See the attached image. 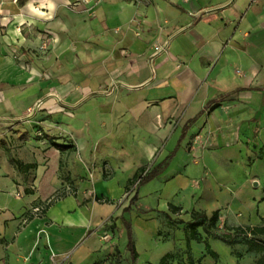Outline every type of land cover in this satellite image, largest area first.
<instances>
[{"label": "crops", "instance_id": "crops-1", "mask_svg": "<svg viewBox=\"0 0 264 264\" xmlns=\"http://www.w3.org/2000/svg\"><path fill=\"white\" fill-rule=\"evenodd\" d=\"M38 101L72 139L51 150L54 169L72 179L93 162L110 202L74 191L33 214L39 195L16 197V178L3 177L0 264H95L101 241L89 229L142 168L161 169L139 197L170 216L252 206L264 195L253 191L264 171V0H0V124L27 120Z\"/></svg>", "mask_w": 264, "mask_h": 264}, {"label": "rangeland", "instance_id": "rangeland-1", "mask_svg": "<svg viewBox=\"0 0 264 264\" xmlns=\"http://www.w3.org/2000/svg\"><path fill=\"white\" fill-rule=\"evenodd\" d=\"M48 35V32H44L45 40ZM46 48L44 46V49ZM12 56L16 64L19 65V53L12 51ZM25 67L28 68L27 65ZM38 108L31 111L32 115L27 120L14 121L6 125L0 124V182L3 177L16 178V184L21 188L15 192V196L24 197L25 194H33V196L38 194L39 198L34 201V205L41 207L71 195L74 191L77 194L80 193L84 199L92 198V201L94 196L104 197L98 195L94 187L93 162L83 165L84 176L74 175L71 176L72 179L62 175V169L58 173L54 169L55 166L50 159L51 150L57 147L55 144H63L66 146L65 149L69 148L72 146V139L70 134H65L61 130V132H54L51 120L47 119L51 116L47 112H54L52 109L50 110L49 107ZM49 138H52L53 143ZM17 160L21 161V164L32 163L34 166L16 167L15 161ZM151 163L152 160L148 162V165ZM103 170L106 176L110 175L108 167ZM256 171L261 178V183L257 182L253 191L259 198L264 193V171L260 166ZM56 177L62 180L61 184L63 185L53 190L52 183ZM83 180L88 183L78 192L79 182ZM65 187H69V190L66 191ZM136 188V183L128 186L124 193L115 199L116 204L112 207V212L109 215L104 214L101 222L89 229V232H96L101 241L96 249L98 254L95 264H115L116 260L119 261V264H130L129 252L126 249L127 233L120 232L123 229L120 221L122 208L127 205H130L131 208L123 215L132 226V239L138 252V264H156L167 252L173 254L168 264H178L180 260L186 263L190 255L194 264H264V250L249 249V243L264 240V234L253 236L238 233L232 229L235 226L264 225V200H257L252 206L232 208L224 215L221 214L217 227L210 229L211 233L208 239L211 247L218 254L217 260H214L205 254L203 243L191 240L187 245L184 234L185 225L179 220L187 222L189 216L185 213L172 214V216L169 215L172 221H168L164 203L155 204L153 197L148 195L145 198L140 196L135 201L132 199ZM148 189H143L140 195L147 194L150 191ZM31 214L32 212L26 213L21 224L26 223L28 215ZM198 230L203 236L206 235L202 227H199ZM124 233L126 238L122 239Z\"/></svg>", "mask_w": 264, "mask_h": 264}, {"label": "trees", "instance_id": "trees-1", "mask_svg": "<svg viewBox=\"0 0 264 264\" xmlns=\"http://www.w3.org/2000/svg\"><path fill=\"white\" fill-rule=\"evenodd\" d=\"M217 104V103H216ZM215 104V105H216ZM49 140L53 143L52 138H49ZM58 148L66 147L63 144H55ZM15 163H20L18 160L15 161ZM161 168H156L152 170H148V168H142L138 175L135 177V183L137 186L143 185L145 182L149 181L150 179L154 178L160 171ZM139 197L138 191L136 190L133 195V200H137ZM94 200L100 201V202H110L108 199H101L97 196H94ZM261 200H264V195L261 198ZM173 210L178 211V207L171 206ZM130 210V205L123 208V212H127ZM168 221H172L170 216L167 215ZM31 218L29 216L28 220ZM220 215L219 211L215 210L210 215L205 213L204 211H192L190 214V219L187 222H184L183 220H179L180 223H184V234L185 239L187 242V245H189V242L191 240H194L198 243L204 244V251L205 254L212 257L214 260H217L218 254L217 252L211 247L208 239L210 237V233L212 228L217 227V222L219 221ZM122 224L124 229L127 233L128 243H127V251L129 252L130 257V264H138L137 258H138V252L136 250L134 241L132 239V226L130 221L126 220L125 217H122ZM199 227H202L204 232L206 233L205 236H203L200 231L198 230ZM235 232L242 233V234H251L253 236L264 234V225H255V226H235L232 228ZM226 241V240H225ZM4 242L3 238H0V243ZM230 243V242H229ZM249 249L255 250V251H262L264 250V240L261 241H252L249 243ZM173 254L170 252L165 253L161 256L158 263L156 264H168L169 260L172 259ZM115 264H119V261L116 260ZM178 264H194L193 258L190 255L188 262L179 261Z\"/></svg>", "mask_w": 264, "mask_h": 264}, {"label": "built area", "instance_id": "built-area-1", "mask_svg": "<svg viewBox=\"0 0 264 264\" xmlns=\"http://www.w3.org/2000/svg\"><path fill=\"white\" fill-rule=\"evenodd\" d=\"M167 47H168V42H167V41H164V42H162V43H158V44H156V45L153 47V51H154V52L152 53L150 60L153 59L152 57H153L154 55H156V54H158V53H160V52H162V51H166ZM41 104H42V101H38V102L35 104L34 107L28 109V112L31 113V111H33L35 108L39 107ZM65 190L68 191V190H69V187H65ZM49 201H50V200H49ZM49 201H48V202H49ZM47 204H49V203H47ZM44 208H45V206H44V207H43V206H42V207H41V206H35V207H32L31 210H32V211H35V212H39V211L43 210Z\"/></svg>", "mask_w": 264, "mask_h": 264}]
</instances>
